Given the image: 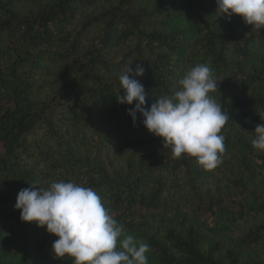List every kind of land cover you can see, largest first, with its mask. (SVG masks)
<instances>
[{"label": "trees", "instance_id": "16d2710c", "mask_svg": "<svg viewBox=\"0 0 264 264\" xmlns=\"http://www.w3.org/2000/svg\"><path fill=\"white\" fill-rule=\"evenodd\" d=\"M216 0H0V264H72L58 239L21 220L20 190L91 187L148 264H264V28L216 12ZM145 68L135 76V64ZM197 64L229 114L223 163L174 158L118 73L133 66L150 108ZM120 91V92H119Z\"/></svg>", "mask_w": 264, "mask_h": 264}, {"label": "clouds", "instance_id": "9594fccd", "mask_svg": "<svg viewBox=\"0 0 264 264\" xmlns=\"http://www.w3.org/2000/svg\"><path fill=\"white\" fill-rule=\"evenodd\" d=\"M216 12L230 18L240 16L255 28H264V0H216ZM145 68L135 64V76ZM123 95L116 96L129 109L135 125L137 114L144 127L171 148L174 158L194 157L205 170L223 163L225 137L222 129L229 114L211 93L218 89L209 64H197L178 81L171 96L157 97L150 108L143 84L133 77V66L118 73ZM120 92V91H119ZM252 145L264 152V123L255 126ZM15 208L22 222L35 223L56 236L52 251L56 258H69L72 264H148L150 246L126 232L91 187L72 181L52 182L48 188L32 185L19 191Z\"/></svg>", "mask_w": 264, "mask_h": 264}]
</instances>
